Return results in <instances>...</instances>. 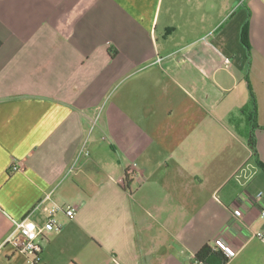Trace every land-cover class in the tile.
Here are the masks:
<instances>
[{
  "label": "crops",
  "instance_id": "crops-1",
  "mask_svg": "<svg viewBox=\"0 0 264 264\" xmlns=\"http://www.w3.org/2000/svg\"><path fill=\"white\" fill-rule=\"evenodd\" d=\"M53 205L40 264H264V0H0V264Z\"/></svg>",
  "mask_w": 264,
  "mask_h": 264
},
{
  "label": "built area",
  "instance_id": "built-area-1",
  "mask_svg": "<svg viewBox=\"0 0 264 264\" xmlns=\"http://www.w3.org/2000/svg\"><path fill=\"white\" fill-rule=\"evenodd\" d=\"M262 196V191H259L256 195L258 200H260ZM42 203L43 202H41L40 204ZM40 204L37 205V207H34L33 211L37 210ZM59 210H62V208L57 205L51 206L47 210L48 217L42 224L36 223L28 216L17 221L15 220V228L5 238L3 245H11L17 251L26 255L28 257V260L24 264H40L39 254L42 250V246L39 242V238L51 231L60 229V226L54 217L55 213ZM64 212L69 218H73L76 214V208L70 207L64 210ZM241 215V210L235 211V216L240 217ZM262 215L264 216V210L262 212ZM256 236H258L264 242V231L258 232ZM215 246L221 249L228 258H233L236 255L235 250L221 239L215 241ZM195 264L202 263L195 260Z\"/></svg>",
  "mask_w": 264,
  "mask_h": 264
},
{
  "label": "trees",
  "instance_id": "trees-1",
  "mask_svg": "<svg viewBox=\"0 0 264 264\" xmlns=\"http://www.w3.org/2000/svg\"><path fill=\"white\" fill-rule=\"evenodd\" d=\"M245 37L246 31H244L243 38ZM252 97L254 98V95H252ZM254 138V134L251 133L249 144L253 150H255ZM217 258L219 261L215 262ZM228 259L229 258L224 254L221 249L217 248L215 245L212 246L210 244L204 245L195 255V260L201 262L202 264H226Z\"/></svg>",
  "mask_w": 264,
  "mask_h": 264
}]
</instances>
